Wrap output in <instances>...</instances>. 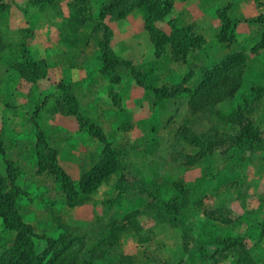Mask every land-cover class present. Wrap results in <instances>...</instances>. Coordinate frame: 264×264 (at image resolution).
Here are the masks:
<instances>
[{
  "label": "rangeland",
  "instance_id": "obj_1",
  "mask_svg": "<svg viewBox=\"0 0 264 264\" xmlns=\"http://www.w3.org/2000/svg\"><path fill=\"white\" fill-rule=\"evenodd\" d=\"M0 3L1 186L44 264H264V0Z\"/></svg>",
  "mask_w": 264,
  "mask_h": 264
},
{
  "label": "trees",
  "instance_id": "obj_2",
  "mask_svg": "<svg viewBox=\"0 0 264 264\" xmlns=\"http://www.w3.org/2000/svg\"><path fill=\"white\" fill-rule=\"evenodd\" d=\"M34 2H46L49 0H33ZM0 5H2L0 3ZM157 8L159 7L158 5L156 6ZM146 11L148 13L147 19H146V24H148V28L150 29V23L154 20L155 17L151 15L150 9L146 7ZM182 37H185L186 35H181ZM176 38V34L172 35V38ZM69 97V96H68ZM67 97V99H69ZM66 99V100H67ZM70 109L74 112L75 117L79 120L80 116L78 113H76L73 110V104L68 103ZM84 120H82V123ZM93 134L100 140H102L101 135H99L96 132H93ZM37 141L38 143H41V145L44 146V152L40 156L41 163L46 166V168L57 178L61 181L62 185L64 186V189L70 196L74 194V187L72 184L71 179L69 178L68 175H66L60 167L56 165L55 162V152L53 149L48 147L45 144V141L43 139V136L38 133L37 135ZM171 206V205H169ZM171 208V207H170ZM174 211V208L170 211ZM0 218L2 220V224L6 226L7 228L11 229L12 231L15 232V241L14 245L17 250H21L24 253L28 255V260L27 264H44V260L42 256L35 254L34 248H33V243L32 240H30L31 236V228L23 224L19 218L18 215L13 208L12 204V196L6 192L3 191L2 186H1V180H0Z\"/></svg>",
  "mask_w": 264,
  "mask_h": 264
}]
</instances>
